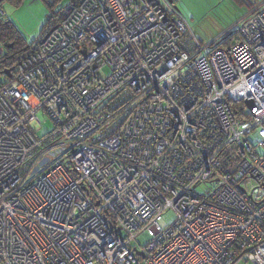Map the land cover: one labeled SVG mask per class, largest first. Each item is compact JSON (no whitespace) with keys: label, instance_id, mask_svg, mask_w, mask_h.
Returning a JSON list of instances; mask_svg holds the SVG:
<instances>
[{"label":"built area","instance_id":"built-area-1","mask_svg":"<svg viewBox=\"0 0 264 264\" xmlns=\"http://www.w3.org/2000/svg\"><path fill=\"white\" fill-rule=\"evenodd\" d=\"M210 44L173 0L52 13L0 74V264H264V5Z\"/></svg>","mask_w":264,"mask_h":264},{"label":"rangeland","instance_id":"rangeland-1","mask_svg":"<svg viewBox=\"0 0 264 264\" xmlns=\"http://www.w3.org/2000/svg\"><path fill=\"white\" fill-rule=\"evenodd\" d=\"M47 0H23L20 4L6 1L3 5L5 18H9L17 27L20 36L28 44L36 41L43 29L47 16L51 11ZM54 0H49L52 5ZM70 0H61L56 6L67 7ZM178 10L190 24L194 34L203 43L211 42L220 34L230 30L237 32L242 20L251 13V7L264 5V0H175ZM258 7V8H259ZM104 72L110 74L109 67ZM4 81V79H3ZM54 130V123L44 119L37 134L43 136ZM174 219L171 212L165 214L161 222L163 227L168 226ZM137 243H133L135 245ZM236 264H254L242 259Z\"/></svg>","mask_w":264,"mask_h":264},{"label":"trees","instance_id":"trees-1","mask_svg":"<svg viewBox=\"0 0 264 264\" xmlns=\"http://www.w3.org/2000/svg\"><path fill=\"white\" fill-rule=\"evenodd\" d=\"M6 1H11L12 3H15V4H20L23 0H0V9L2 11H3V5ZM60 1L61 0H54L52 5H50L49 0L46 1L48 8L51 10L47 16L46 24L49 22L52 16V13L59 8L58 7L57 9H55V6ZM258 7H255V8L251 7V11L257 9ZM249 14L250 13H248V15ZM237 38H238V31L231 32L230 30H228L218 40L214 41L213 39L211 41L210 47L213 48L217 45L223 46V47L232 46L234 43H236ZM198 40L200 43H202V45L207 44V43H203V41H201V39L199 38ZM0 43L3 45V52L0 54V74L3 73L6 75L5 78H9L8 72L11 71L15 67L17 62L20 60V58L26 52H28L29 48L31 47L33 43L28 44L26 41H24V39L20 36L15 24L9 18L8 19L5 18L4 13L3 15H0ZM1 82H4V81H1Z\"/></svg>","mask_w":264,"mask_h":264},{"label":"water","instance_id":"water-1","mask_svg":"<svg viewBox=\"0 0 264 264\" xmlns=\"http://www.w3.org/2000/svg\"><path fill=\"white\" fill-rule=\"evenodd\" d=\"M249 105L252 108V103H250ZM136 252H137L138 255L143 256L141 252H138V251H136Z\"/></svg>","mask_w":264,"mask_h":264},{"label":"crops","instance_id":"crops-1","mask_svg":"<svg viewBox=\"0 0 264 264\" xmlns=\"http://www.w3.org/2000/svg\"><path fill=\"white\" fill-rule=\"evenodd\" d=\"M174 1V3H175V0H173ZM175 5H176V3H175ZM177 6V5H176Z\"/></svg>","mask_w":264,"mask_h":264}]
</instances>
